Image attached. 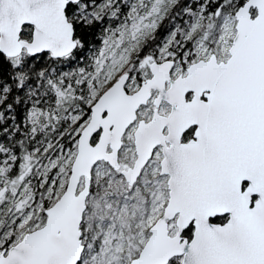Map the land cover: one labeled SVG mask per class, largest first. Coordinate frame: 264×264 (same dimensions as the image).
Instances as JSON below:
<instances>
[{"label": "snow or ice", "instance_id": "6c2138e0", "mask_svg": "<svg viewBox=\"0 0 264 264\" xmlns=\"http://www.w3.org/2000/svg\"><path fill=\"white\" fill-rule=\"evenodd\" d=\"M0 264H264V0H0Z\"/></svg>", "mask_w": 264, "mask_h": 264}]
</instances>
